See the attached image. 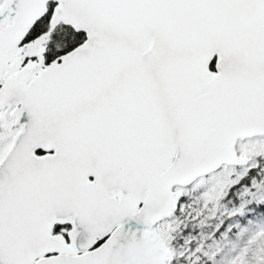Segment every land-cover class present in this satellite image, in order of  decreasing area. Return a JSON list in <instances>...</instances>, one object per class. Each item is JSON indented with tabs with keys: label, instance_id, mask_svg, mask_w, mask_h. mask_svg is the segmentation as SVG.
<instances>
[{
	"label": "snow or ice",
	"instance_id": "6c2138e0",
	"mask_svg": "<svg viewBox=\"0 0 264 264\" xmlns=\"http://www.w3.org/2000/svg\"><path fill=\"white\" fill-rule=\"evenodd\" d=\"M0 264H264V0H0Z\"/></svg>",
	"mask_w": 264,
	"mask_h": 264
}]
</instances>
